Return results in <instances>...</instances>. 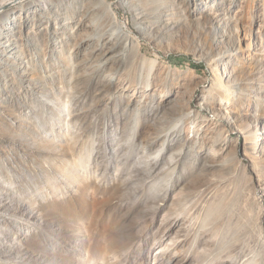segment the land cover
<instances>
[{"label": "rangeland", "instance_id": "1", "mask_svg": "<svg viewBox=\"0 0 264 264\" xmlns=\"http://www.w3.org/2000/svg\"><path fill=\"white\" fill-rule=\"evenodd\" d=\"M6 15L0 264H264V0Z\"/></svg>", "mask_w": 264, "mask_h": 264}, {"label": "bare ground", "instance_id": "2", "mask_svg": "<svg viewBox=\"0 0 264 264\" xmlns=\"http://www.w3.org/2000/svg\"><path fill=\"white\" fill-rule=\"evenodd\" d=\"M24 1L27 0H2L0 2V9H2V11L0 12V14H2L3 12L7 11L8 8H10L11 6H14L16 4L19 3H23ZM9 16H5V17H1V23H0V30L5 29L7 22H9ZM119 30L122 31V27H118Z\"/></svg>", "mask_w": 264, "mask_h": 264}, {"label": "water", "instance_id": "3", "mask_svg": "<svg viewBox=\"0 0 264 264\" xmlns=\"http://www.w3.org/2000/svg\"><path fill=\"white\" fill-rule=\"evenodd\" d=\"M19 1V0H18ZM2 11V9H0V12Z\"/></svg>", "mask_w": 264, "mask_h": 264}, {"label": "crops", "instance_id": "4", "mask_svg": "<svg viewBox=\"0 0 264 264\" xmlns=\"http://www.w3.org/2000/svg\"><path fill=\"white\" fill-rule=\"evenodd\" d=\"M2 0H0V2H1Z\"/></svg>", "mask_w": 264, "mask_h": 264}]
</instances>
